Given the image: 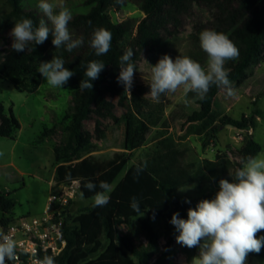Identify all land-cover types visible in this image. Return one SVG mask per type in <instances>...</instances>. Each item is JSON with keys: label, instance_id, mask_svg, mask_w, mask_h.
Here are the masks:
<instances>
[{"label": "trees", "instance_id": "obj_1", "mask_svg": "<svg viewBox=\"0 0 264 264\" xmlns=\"http://www.w3.org/2000/svg\"><path fill=\"white\" fill-rule=\"evenodd\" d=\"M29 1L0 0V40L21 18H31L36 24L43 18L38 2L31 4ZM127 4L135 5L144 17L121 22L112 19L110 14ZM78 6H84V11H72ZM67 7L73 14L69 29L73 38H84L83 46L71 53L64 46L56 49L51 35L42 45L30 42L25 52H15L10 46L0 50V79L10 82L19 92L31 94L40 86L42 76L37 68L41 62L51 61L54 57L66 61L65 67L74 71V75L63 88L78 93L61 122L45 128L39 140L43 141L60 128V141L53 147L55 184L78 181V194L83 192V199H91L94 195L84 187L89 181L96 184L95 191H101L99 183L107 181L112 192L109 203L103 207L94 208L91 203L75 216L68 208L64 212L65 247L57 255L42 253L39 258L51 255L55 264H167L175 255L177 235L170 220L175 212L182 218L179 185L190 182L196 191L201 192L205 182H212L218 192L221 179L231 182L243 160L262 150L253 136H246L237 151L241 159L237 165L220 150L213 160L200 159L184 140L194 135L199 138L203 150L209 146L217 147L216 137L222 129L227 126L242 131L254 129L261 112L256 109L254 101L250 115L242 114L235 119L224 114L218 110L217 96L224 95L226 91L213 85L203 100L195 93L188 94L197 108L180 116V129L185 134L176 137L169 132L171 124L164 116V96L157 103L147 95L151 65L167 54L173 60L178 55H187L206 67L207 55L200 47L199 34L205 29H213L225 33L239 49L238 59L227 61L225 67L229 70L234 89H241L246 85L250 66L264 60V0H70ZM196 10L207 13L208 17L196 19L192 31L185 38H180L179 30L186 19L195 16ZM97 28H105L112 33L111 49L100 57L89 47L92 33ZM128 48L133 50L131 62L136 66L131 96L117 82L119 58ZM143 53L156 57V60L139 64ZM91 60L103 61L105 68L99 79L92 81V90L81 91L79 84L86 79L84 73ZM142 75L148 81L145 84L137 82V77ZM108 96L117 98L118 105L124 108L121 116L115 114V104ZM93 116L97 140H104L112 134L102 129V120L110 119L121 132V150L109 158L99 159L93 155L97 145L85 130V122ZM19 128L12 109L6 112L0 102V137L12 139ZM149 128L157 129L154 144L129 164L135 139ZM144 161L147 166L138 172L137 166ZM69 173L71 180L65 178ZM132 197L139 202L141 213H144L142 217L130 207ZM14 207L11 194L0 193L2 229L14 221L11 217ZM135 221L145 243H137L132 231L121 233L119 230L121 225L131 229ZM157 222H160V231L154 227ZM259 236H264V231L258 233ZM160 239L164 241L162 246ZM249 256L264 261V247L259 254L250 253Z\"/></svg>", "mask_w": 264, "mask_h": 264}, {"label": "clouds", "instance_id": "obj_2", "mask_svg": "<svg viewBox=\"0 0 264 264\" xmlns=\"http://www.w3.org/2000/svg\"><path fill=\"white\" fill-rule=\"evenodd\" d=\"M37 7L43 15L38 24L31 18H21L14 23L10 32L13 51L25 52L30 42L42 45L49 35L56 49L64 46L71 53L83 46V37L73 38L69 29L73 14L62 0H39ZM199 43L207 55L206 67L187 55H178L173 60L167 54L151 65L147 95L155 102L159 103L162 96L174 94L180 89L186 104L190 92L203 100L213 85L225 90L228 97L236 95L225 64L238 59V47L225 33L213 29L201 31ZM111 46L112 33L109 30L97 28L93 31L89 47L97 57L107 54ZM132 56L133 50L128 48L119 58L117 77V82L130 96L136 70L131 62ZM65 63L63 58L54 57L51 61L41 62L37 71L48 86L63 88L74 75ZM104 68L105 63L101 60L88 61L84 73L86 79L80 81L79 89L92 90V81L99 79ZM3 155L0 151V156ZM146 166L144 161L137 166V171ZM65 178L71 180V174ZM84 187L94 192L92 207H103L109 203L112 186L107 181L99 183L101 191H95L97 186L91 181ZM80 198H84L83 192ZM130 207L139 217L143 216L135 197L131 198ZM152 218L155 219V216ZM170 223L178 233L176 243L189 249L199 247V254L192 258V264H247L249 254H259L264 247V236L258 237V233L264 231V153L246 157L242 166L236 168L231 182L228 179L219 181V191L213 199L201 200L194 209L189 208L187 219L180 218L178 212L173 213ZM16 260L17 241L10 233L0 230V264H15ZM32 264H55V259L51 255L38 258L33 253Z\"/></svg>", "mask_w": 264, "mask_h": 264}, {"label": "rangeland", "instance_id": "obj_3", "mask_svg": "<svg viewBox=\"0 0 264 264\" xmlns=\"http://www.w3.org/2000/svg\"><path fill=\"white\" fill-rule=\"evenodd\" d=\"M29 2L35 4L39 0H30ZM62 2L68 6L70 0H62ZM84 9V6H78L72 11L82 12ZM110 15L118 22L129 18L141 20L144 17L143 13L133 4H127ZM207 17V13L196 10L193 18L185 20L178 36L185 38L192 31V24L196 19L204 20ZM10 32L11 30H8L2 35L1 51L8 49L13 42ZM155 60L156 57H149L143 53L139 64L152 63ZM247 73L246 85L241 89H235V96L228 97L226 93L217 96L218 110L232 118L239 119L242 114L250 115L254 109V101H256V109L261 112L254 129L238 131L234 127L227 126L217 135L220 143L217 146L218 149H221L237 165L241 163L237 151L246 136H253L254 140L262 146L260 153H264V60H258L252 64ZM137 80L144 84L148 82L144 75L137 77ZM77 93L70 89L50 87L44 77L40 80L39 88L31 94L19 92L10 82L0 79V102L4 105L6 112L10 108L12 109L20 124V128L15 131L12 139L0 137V151L4 153L3 156H0V193H10L15 201L12 218L38 217L46 208L50 193L48 182L52 180L53 174V147L60 141L61 130L60 128L56 129L54 133L45 138L47 140L44 139L45 141H40L39 136L45 128H51L53 124L61 122ZM108 99L115 104V114L121 116L125 110L118 105L117 98L108 96ZM184 99L182 89L177 90L174 94L164 96V116L171 124L169 132L176 137L185 134L180 129V116L197 108L194 100L187 97L188 103L186 104ZM94 122V116L85 122V130L93 136L92 141L97 145V151L93 155L99 159L109 158L113 153L121 150V132L110 119H105L101 121L102 129L106 132L111 131L112 134L104 140H97L94 135ZM156 133V128H149L145 134L135 139L134 151L131 154L132 160L129 164L135 162L146 151V148L152 145ZM192 136V144L201 153V143L198 137ZM206 155L212 156L211 148L203 153L204 157ZM212 187L211 183L205 185L206 191L212 190ZM180 188L178 198L184 203L190 201L187 200L189 198L202 196L194 191L193 186L188 183L181 184ZM216 193L217 191L214 190L208 199H213ZM91 203L92 199H81L77 191L70 204V212L75 216L83 208H88ZM154 227L160 231V222L154 223ZM138 228V222L135 221L131 229L121 225L119 230L121 233L132 231L137 243H145L144 238L138 233ZM0 230L3 229L0 227ZM163 243V239H160V246ZM175 253L180 255L179 264H192V258L199 254V247L189 249L178 244ZM173 257L174 255L171 258ZM247 264H264V261L248 256Z\"/></svg>", "mask_w": 264, "mask_h": 264}, {"label": "built area", "instance_id": "obj_4", "mask_svg": "<svg viewBox=\"0 0 264 264\" xmlns=\"http://www.w3.org/2000/svg\"><path fill=\"white\" fill-rule=\"evenodd\" d=\"M78 188V181L60 185L54 183L46 208L40 216L14 219L4 229L17 241L15 264H32L33 253L39 258V254L57 255L63 250L66 245L63 235L64 212L70 208Z\"/></svg>", "mask_w": 264, "mask_h": 264}, {"label": "crops", "instance_id": "obj_5", "mask_svg": "<svg viewBox=\"0 0 264 264\" xmlns=\"http://www.w3.org/2000/svg\"><path fill=\"white\" fill-rule=\"evenodd\" d=\"M235 130H237L236 128H235ZM239 131V130H238ZM192 138H193V136H189V137H187L184 141L186 142V143H188L190 146H191V148H193L198 154H199V157H200V159H208V160H213L214 158H215V155H216V153H217V151L218 150H220V151H222L221 149H218V147H213V146H209V147H207L205 150H203L201 147H200V150H201V153H199L198 152V150H197V148L192 144ZM217 138V143L218 144H220L219 143V140H218V136L216 137ZM199 139V138H198ZM45 140H47V139H45ZM45 140H43V141H45ZM200 141V140H199ZM201 143V142H200ZM154 143H152V145H153ZM152 145L150 146V147H152ZM218 146V145H217ZM149 147V148H150ZM211 148V152H212V156L211 157H209V156H203V153L205 152V151H207L208 149H210ZM148 148H146V150H147ZM144 154V153H143ZM142 154V155H143ZM141 155V156H142ZM141 156H139V157H141ZM138 157V158H139ZM137 158V159H138ZM136 159V160H137ZM135 160V161H136ZM134 163V162H133ZM54 174H55V164L53 165V174H52V180L51 181H49L48 182V185H49V187H50V189H51V186L55 183L54 182ZM186 183H188L189 185H192L193 186V189H194V185L192 184V183H190V182H186ZM207 183H211L212 184V190H208V191H206V188H205V185L207 184ZM183 184V183H182ZM181 185V184H180ZM180 185H179V191H180ZM214 190L215 191H217V186L215 185V184H213L212 182H205L204 183V185H203V189H202V191L201 192H198V191H196L195 189H194V191H196L198 194H201L202 196L201 197H193V199H187V200H190L189 202H182L180 199V202H181V207H180V211H181V215H182V218L183 219H187V212H188V209L189 208H195L196 207V205H197V203L199 202V201H201V200H204V199H208V197L210 196V195H212V193L214 192ZM178 194H179V192H178ZM4 230V229H3ZM177 235H178V233H177ZM177 245H178V243H176V240H175V248L177 247ZM179 253H175V255H174V257L173 258H171V259H169V261L167 262V264H179L178 263V258H179ZM189 259V258H188ZM172 262V263H171Z\"/></svg>", "mask_w": 264, "mask_h": 264}]
</instances>
